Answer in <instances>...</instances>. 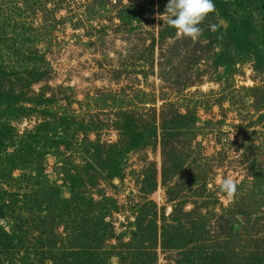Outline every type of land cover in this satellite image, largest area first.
I'll use <instances>...</instances> for the list:
<instances>
[{"label":"rangeland","instance_id":"rangeland-1","mask_svg":"<svg viewBox=\"0 0 264 264\" xmlns=\"http://www.w3.org/2000/svg\"><path fill=\"white\" fill-rule=\"evenodd\" d=\"M166 4L0 0V264H264V62L216 12L178 36Z\"/></svg>","mask_w":264,"mask_h":264},{"label":"trees","instance_id":"trees-1","mask_svg":"<svg viewBox=\"0 0 264 264\" xmlns=\"http://www.w3.org/2000/svg\"><path fill=\"white\" fill-rule=\"evenodd\" d=\"M240 2L241 0H214V4L216 6V16H219L228 22V25L225 29H222L221 27L217 32H220L221 30L223 34H225L224 42L231 43L233 46H235V49H237L238 52L250 51L255 56L256 60L259 61V63H261L262 61L264 62V19L259 22H252L250 18L245 16L246 14H250L253 10H255V6H245V10L239 13L238 8L242 6ZM215 12H213V14ZM259 13L260 15L264 16L263 9H259ZM2 35V25L0 23V44L2 41ZM225 52L226 51L223 50L216 53V58L214 60V63L216 65L224 64L226 54ZM1 77H3V73L0 69V78ZM38 126L41 127L44 125L39 124ZM151 128V130L146 129L142 130V132H139L138 130H136L135 125L134 128L133 126L128 125L127 127H121L122 131L125 133L124 135L126 136V146L132 148V146L135 147L138 144H144L145 137L147 138L148 136L155 134V131H153V126H151ZM176 128L177 129L168 128V132H171L170 135L174 133L176 134L177 130L183 128V126L179 125ZM21 155L25 157V155ZM117 172L119 173V171ZM70 190L73 191V188L70 187ZM49 198L50 197L44 198V202L47 201V203L52 204L53 202L51 198ZM58 200L63 204H66L68 202V199L63 197ZM15 201L16 200L10 202V205L12 206L6 205V200H4V197L0 196V217H7V213L12 211L13 205H15ZM15 233L16 231H13V233H7L0 227V235L3 234L0 239V249L6 250L10 247V245V248L14 249L15 244L13 245V243L11 242L16 237Z\"/></svg>","mask_w":264,"mask_h":264},{"label":"clouds","instance_id":"clouds-1","mask_svg":"<svg viewBox=\"0 0 264 264\" xmlns=\"http://www.w3.org/2000/svg\"><path fill=\"white\" fill-rule=\"evenodd\" d=\"M216 11L214 0H167L163 14H157L166 24L174 28L178 36L198 41L203 35L200 25L210 13ZM210 30L217 32L222 27L219 20L210 24ZM219 38V37H218ZM216 186L208 184L209 189ZM219 190L228 201H233L237 192V182L233 178H223L219 182ZM6 220H0V225L7 226Z\"/></svg>","mask_w":264,"mask_h":264}]
</instances>
